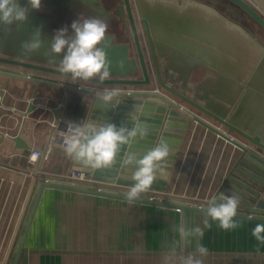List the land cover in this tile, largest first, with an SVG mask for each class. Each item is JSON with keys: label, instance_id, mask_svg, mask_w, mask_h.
Returning a JSON list of instances; mask_svg holds the SVG:
<instances>
[{"label": "crops", "instance_id": "0c3cea01", "mask_svg": "<svg viewBox=\"0 0 264 264\" xmlns=\"http://www.w3.org/2000/svg\"><path fill=\"white\" fill-rule=\"evenodd\" d=\"M80 1L91 3V7ZM100 1L75 0L70 10L65 6V0H45L46 4L42 2L41 9L35 12V19H30L28 15L27 21L18 26L19 38L16 41L22 43L30 39L35 29L40 28L43 46L34 52L37 57L19 51L21 56L48 63L54 61L56 58L50 51V43L57 30L68 27L71 34V24L79 17H98L107 21L110 9L103 4L98 6ZM45 5L55 12L50 13ZM203 5L211 12L218 13L217 9ZM107 24L105 39L108 40L103 46L106 52L113 46L127 45L131 58L135 59L130 35L122 30L117 34L115 24L109 21ZM211 24L206 31L210 35L215 29V22ZM205 47L209 49L210 45L206 44ZM259 65L258 70L249 73L246 85L235 97L236 101L228 105L225 120L244 134L256 136L264 145V54L259 56ZM0 70L61 84L0 74V264H4L34 181L33 174L39 172L37 181H52L72 170L73 161L63 150V140L67 134L65 131L69 122L82 121L89 101L86 98L79 101L75 95L66 92L62 85L92 86L5 65H0ZM217 79L215 75L201 70L199 74L193 75L192 81L199 84L201 93H207L212 102L221 103L222 99L217 95L222 96V91H225L224 95L229 99L232 88L220 91L217 83L213 82ZM30 104L35 109L26 113ZM177 104L187 108L180 101ZM56 108H60L57 121L51 112ZM154 115L155 112L149 113L150 117ZM150 117L148 121L152 120ZM179 121L173 123L172 133L167 138L172 159L167 161L170 165H166L168 171L163 184L165 192L170 196H150L159 200L185 201L190 206L196 204L194 200H198L201 202L199 205H205L204 201L220 194L240 161L242 152L196 122L181 124ZM149 126L151 124L147 123ZM227 134L242 140L232 131H227ZM16 135L31 148L29 151L15 149L10 138ZM140 141L146 142L147 139ZM33 150L43 153L34 164L29 161ZM98 187L105 188L102 185ZM263 215L258 213V216ZM203 218L204 215L193 212H186L183 216L174 209L44 189L18 264H162V257L170 250L172 242L180 240L174 227L183 223V220L189 228L196 224L203 227ZM236 222L239 227L233 230L225 231L216 222H212L210 229L204 230L200 243L208 249V255L202 258L203 264H264V244L252 236L257 223L243 220ZM22 230L23 225L20 233ZM17 242L16 239L14 248ZM195 246V240L191 239L187 245L178 247L177 251L188 255L195 251ZM12 258L13 254L7 264H11Z\"/></svg>", "mask_w": 264, "mask_h": 264}, {"label": "water", "instance_id": "95a60500", "mask_svg": "<svg viewBox=\"0 0 264 264\" xmlns=\"http://www.w3.org/2000/svg\"><path fill=\"white\" fill-rule=\"evenodd\" d=\"M225 1L241 9L264 30V17L247 0ZM42 2L46 4L45 0H41ZM123 3L134 43L135 59L131 58L128 46H113L107 52V59L111 62L109 79L100 81L98 78H92L88 81H76L92 87H81L76 84H64L62 87L66 92L75 95L79 101L85 98L89 101L80 123L85 120L97 124L112 122L117 127L126 125L129 128L134 123L146 125L149 123L151 124L148 127L149 136L144 138L147 141L141 142V139L137 138L134 143L122 148L117 157V163L108 169L84 170L73 161L71 171L92 175V180L87 184L69 182L66 176L58 180L37 181L39 172L34 173V181L13 238V244L16 239L18 242L15 248L12 244L8 250L4 264H7L11 254H13L11 264H18L44 189H57L128 202L125 199V193L128 191L127 187L134 182L128 178L131 172L130 168L125 166L124 160L129 153L143 154L161 140L168 143L167 138L172 133L171 127L178 119L181 124L193 121L204 126L242 152L240 161L220 194L226 193L238 197L240 204L236 220L264 224V215L258 216L259 212L264 213V145L256 136L244 134L238 127L225 120L228 105L236 101L235 97L246 85L249 73L260 68L259 56L264 54L263 43L219 13L211 12L201 3L187 0H153L150 4L148 0H134L137 22L132 15L129 0H123ZM19 4L25 5L27 0H19ZM45 8L48 9V6L45 5ZM213 21L215 29L213 28L210 35L206 31L210 28V22L213 24ZM121 22L124 24L125 19L122 18ZM18 26L16 23L11 26L12 30L8 31V26L0 24V65L71 80L70 74H65L59 69L61 56H55L56 59L49 63L37 58L21 56L22 54L19 53V51L22 52L21 43L16 41V37L19 38ZM114 27L116 33L120 34L119 26ZM142 31L148 44L150 61L141 44ZM206 44L210 45L209 49L205 47ZM28 55L37 57L34 52ZM201 70L218 78L213 82L217 83L220 91L232 88L231 97L227 99L224 95L225 91H222L223 97L217 95L222 102L214 103L207 93H201L199 84L192 81L193 75L199 74ZM139 73L141 78L133 77ZM0 74L11 78L61 85L40 78H31L18 72L0 70ZM105 88H116L119 91V95L108 106H103L96 96V92L103 91ZM129 88L141 90H129ZM178 101L185 104L187 108L179 106ZM34 109L30 104L26 113ZM51 112L54 120L57 121L60 108L52 109ZM152 112H155V115L150 117L149 113ZM149 117L152 118L151 121H148ZM227 131L234 132L242 140L228 136ZM176 134L180 135L181 132ZM10 140L14 142L15 149L28 151L31 149L19 135L11 137ZM167 165L170 163L168 162ZM167 171L166 168V176ZM164 181L163 179L155 181L152 189L142 194L141 198L134 203L178 210L183 216L186 212L204 215L207 201L203 202L205 205H199L198 203L201 202L194 200L196 204L190 206L185 201L153 199L150 194L170 196L165 192ZM99 185L105 188H98ZM29 205L31 206L28 210ZM22 225L23 230L20 233Z\"/></svg>", "mask_w": 264, "mask_h": 264}, {"label": "clouds", "instance_id": "9594fccd", "mask_svg": "<svg viewBox=\"0 0 264 264\" xmlns=\"http://www.w3.org/2000/svg\"><path fill=\"white\" fill-rule=\"evenodd\" d=\"M151 4L153 0H148ZM33 10H40L41 0H27ZM29 7H22L19 0H0V24L11 26L17 22H26ZM72 33L68 27L57 30L50 43V51L54 56H61L59 69L71 75V80L88 81L98 78L104 81L111 76V62L107 52L101 47L106 38L108 24L98 17H79L71 24ZM43 46L41 29L37 28L30 39L21 43V51L31 54ZM119 95L117 89H107L96 92L103 106L112 104ZM148 135L146 124L134 123L132 127L121 125L117 127L112 122L97 124L84 121L80 124L69 122L63 145L65 155L84 170H103L117 163V157L122 148L131 145L137 138L144 139ZM171 149L166 141L161 140L143 154L129 153L124 164L131 169L129 179L134 183L125 193V199L131 204L139 200L142 194L149 192L155 181L166 178V165ZM240 201L238 197L226 193L213 196L206 202L204 218L201 224L189 228L185 223L174 227L180 237L174 240L170 250L162 257V264H203V257L208 255V249L200 243L204 230L210 229L212 222L225 230L239 227L235 218L238 214ZM252 236L264 244V224L257 223L252 230ZM191 239L196 242L195 251L188 255L180 254L177 248L187 245Z\"/></svg>", "mask_w": 264, "mask_h": 264}, {"label": "flooded vegetation", "instance_id": "af4514ba", "mask_svg": "<svg viewBox=\"0 0 264 264\" xmlns=\"http://www.w3.org/2000/svg\"><path fill=\"white\" fill-rule=\"evenodd\" d=\"M66 3H65V6L67 7L68 10H70V5L71 4H74L76 3L75 0H65ZM187 1H190V2H197V3H201V4H204L202 1L200 0H187ZM81 3H83V5L87 6V7H91V3L89 2H86V4L83 2V1H80ZM212 2V1H210ZM129 3H130V7H131V12H132V15L134 17V20L137 22V12H136V9H135V4H134V0H129ZM104 5V6H108L109 9H110V12L108 13L107 15V21L106 22H113L115 24V26H119V29L124 31V32H127L130 37H131V34H130V30H129V24H128V18H127V15H126V11H125V8H124V3H123V0H102L99 2L98 6H101V5ZM209 6L217 9V5L215 3H212V4H208ZM22 7H29V12H28V15L30 16V19H35V12L37 10H33L30 8V6L28 4H25V5H22ZM50 13H54L55 10H52L48 7V9ZM112 15V16H111ZM122 18L125 19V22L124 24L121 22L122 21ZM21 22H17V25H20ZM17 36H19V34H17ZM141 36L140 37V40H141V44H142V47H143V50H144V53L145 55L147 56V58L149 59L150 61V53H149V48H148V44H147V41H146V38H145V35L143 34V31L141 32ZM17 38V37H16ZM107 40L108 39H105L101 45V47L105 46L107 44ZM130 45L132 46V49L134 48V43H133V40H132V37L130 38ZM127 46V45H126ZM129 47V46H128ZM134 53H135V49H134ZM150 69L152 70V67H151V64H150ZM133 75V74H132ZM134 78H141V73H139V75H133Z\"/></svg>", "mask_w": 264, "mask_h": 264}, {"label": "rangeland", "instance_id": "374dc122", "mask_svg": "<svg viewBox=\"0 0 264 264\" xmlns=\"http://www.w3.org/2000/svg\"><path fill=\"white\" fill-rule=\"evenodd\" d=\"M204 4L215 3L218 13L264 43V30L253 22L241 9L225 0H200ZM212 1V2H210ZM264 17V0H247Z\"/></svg>", "mask_w": 264, "mask_h": 264}, {"label": "built area", "instance_id": "2783aa9c", "mask_svg": "<svg viewBox=\"0 0 264 264\" xmlns=\"http://www.w3.org/2000/svg\"><path fill=\"white\" fill-rule=\"evenodd\" d=\"M41 153L38 150H33L31 152V155L29 157V161L31 163H36L37 160L41 157ZM72 183H81V184H87L88 181L92 180V175L78 172V171H70L68 174L65 175ZM100 188V187H98ZM249 215H254V213H249Z\"/></svg>", "mask_w": 264, "mask_h": 264}]
</instances>
